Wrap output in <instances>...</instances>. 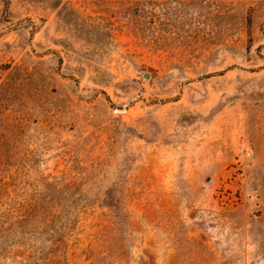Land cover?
I'll return each instance as SVG.
<instances>
[{
	"label": "rangeland",
	"instance_id": "rangeland-1",
	"mask_svg": "<svg viewBox=\"0 0 264 264\" xmlns=\"http://www.w3.org/2000/svg\"><path fill=\"white\" fill-rule=\"evenodd\" d=\"M0 264H264V0H0Z\"/></svg>",
	"mask_w": 264,
	"mask_h": 264
},
{
	"label": "water",
	"instance_id": "water-1",
	"mask_svg": "<svg viewBox=\"0 0 264 264\" xmlns=\"http://www.w3.org/2000/svg\"><path fill=\"white\" fill-rule=\"evenodd\" d=\"M146 77H148V76H146Z\"/></svg>",
	"mask_w": 264,
	"mask_h": 264
}]
</instances>
